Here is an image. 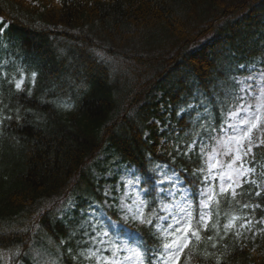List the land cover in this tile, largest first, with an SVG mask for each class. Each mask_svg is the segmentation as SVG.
<instances>
[{"label": "trees", "instance_id": "obj_1", "mask_svg": "<svg viewBox=\"0 0 264 264\" xmlns=\"http://www.w3.org/2000/svg\"><path fill=\"white\" fill-rule=\"evenodd\" d=\"M0 18L8 24L0 35V98L42 117L28 115V123H11L0 134V264H34V257L40 264H69L58 259L68 246L74 253L108 247L97 252L99 264H108L107 241L117 232L99 216L119 224L121 212L94 208L105 200L118 203L127 183L118 173L106 175L113 167L135 168L140 187L152 193L143 198L150 201L146 214L155 208L162 216L171 201L165 193L157 198V189L169 185L157 183L167 177L166 169L153 171L156 164L186 170L179 174L196 196L199 180L191 174L205 165L199 148L184 155L185 146L194 133L204 134L201 124L219 132L237 110L239 79L249 73L239 65H264V0H0ZM21 71L38 73L31 97L8 83ZM198 91L210 117L203 108L187 111L200 104ZM155 120L161 125L150 123ZM253 156L255 166H264V145ZM107 185L111 197L104 195ZM255 191L244 184L235 198L222 195L218 207L212 203L211 224L219 222L222 236L230 216L250 211L246 203L261 205L251 213L264 217V193L255 197ZM137 234L143 248L165 242L145 225ZM210 234L211 225L201 231L197 253ZM93 236L106 243L93 245ZM62 240L69 243L61 246ZM220 244L228 247L209 251L224 254L227 264H264V232L254 241L229 232ZM97 257L77 264H98Z\"/></svg>", "mask_w": 264, "mask_h": 264}, {"label": "snow or ice", "instance_id": "obj_2", "mask_svg": "<svg viewBox=\"0 0 264 264\" xmlns=\"http://www.w3.org/2000/svg\"><path fill=\"white\" fill-rule=\"evenodd\" d=\"M6 22L3 18H0V35L4 32V24ZM241 69L248 68L250 73L246 79L247 87L242 90V92L237 96L239 104L236 111H232L230 116L232 118L231 123H222L217 131L211 123L201 124L203 130V135L200 132L194 133L192 142L189 145L185 146L184 155H188L199 148V155L203 160L204 165L208 169H215V174L211 172L205 173V168L202 167L198 170H194L191 174V178L196 181L199 180V186L197 188V194L195 197H191V188L185 185L184 179L180 176V172H185L186 170L170 167L168 165L156 164L153 168V171H159L161 169H166L164 175L167 177V180L158 181V184L167 183L168 188H158L157 189V198L159 193L162 191H167L169 195L173 198L177 197V193H180L179 201H173L171 205L172 209H178V211H169L168 215L161 216L158 214L155 208H152L146 214L145 210L148 209L150 201L141 198V193L144 196L151 195L150 189L141 188L139 192L135 193L131 198L125 194L119 198L118 203H108L107 200L104 201L103 205H97L94 208L96 212H102L104 208L117 210L121 213H124V219H128L129 216L134 221H138L140 224L145 225L149 232L152 234L153 239H164L165 242L157 248H141L140 244L133 246L131 251L134 252L139 264H181L183 258L184 264H194V261L200 260L202 264H227L226 260L223 258L224 254H216L214 251H209V249H218L219 247L227 248L228 245H221L220 241L227 239L229 232L235 237L236 240H242L244 237L243 230L253 231V234L256 235L255 226L257 224H264V217L260 219H250L248 215L243 218V222L237 226L234 221L237 217L233 216L228 222L224 225V235L220 234L218 221L211 224V228L214 234H210L206 237L208 242L207 246L204 248L203 252L197 253L195 251L196 247L202 240L201 231H209V223L211 221L212 213L210 211H205L211 207L212 203H215L217 207L219 206V196L230 194L232 198H235L237 195V189H242L243 185L250 183L256 185L260 189V185L257 184V181L250 179V173L254 172V166H249L250 164L254 165V156H252V150L254 141L251 136L253 129L264 130V84L260 83L261 80H264V72H260L254 66L239 65ZM38 73L33 71L30 76L21 71L19 79L13 76L12 80H9L8 83L12 85L15 93H23L25 97H31L33 88L36 85V78ZM28 81V87L25 89V81ZM257 89H260L257 91ZM197 95L200 96L201 102L199 105H189L187 111H191L195 108H203L205 114L210 117L209 106L204 103V94L202 92H197ZM249 99L255 100V103H249ZM57 108L70 109L72 105L66 102H57L50 101ZM24 112V115H21V112ZM184 109L180 110V114L184 113ZM32 115L36 120H42V117L36 115L32 109H22V106L11 107L6 104L2 98H0V134L3 133V130L11 123H16L18 126H23V123H28L27 116ZM198 120L203 119L201 115L197 116ZM150 123H157L158 121H151ZM163 126L160 127V131H164ZM147 139V134H145ZM214 142V146L209 149V142ZM264 145V140H260L258 143H255L256 147ZM177 153L180 154L179 146H177ZM149 159H151V155ZM171 155V153H169ZM224 157H228L227 160ZM251 157V160L249 159ZM175 158L173 157V162ZM119 171L125 174H129L131 170L124 166L120 168ZM111 172V170H110ZM200 173H205L202 177ZM219 181V192H216L213 187L215 181ZM141 182V177L139 175L135 176L134 184L139 186ZM128 184H133V180L129 179ZM119 187L117 188V191ZM262 194L261 190H257L254 193L255 197H260ZM105 196H109L110 193L106 189ZM131 199V203H126L125 201ZM193 199L198 203L200 211L198 212V219L196 223H193ZM180 201L183 203L181 204ZM244 208L250 209L251 212H254L256 208L261 207L259 204H244ZM154 218L156 223L154 224ZM167 221V229L162 227L161 222ZM114 228L119 231L118 225H113ZM155 229V231H154ZM234 229V231H233ZM129 232L134 230L128 229ZM260 232H264V227L259 229ZM164 233V236L161 237V233ZM87 235V233H85ZM191 234V235H189ZM101 235L103 237H108L109 233L107 231L101 230ZM167 236L173 237L170 242L167 241ZM192 237H195L196 244H192ZM71 239V236L70 238ZM93 245L99 243L101 245L106 242L103 239H97V237H90ZM69 241H61V246L68 244ZM87 243V242H85ZM107 243L111 246L110 250L112 257L116 258L117 253L121 251L120 242L112 240L109 238ZM128 241L125 240L123 244H127ZM80 242L77 241V246ZM191 245V247H190ZM243 247V245H241ZM141 249V250H137ZM128 250V249H124ZM187 250V251H186ZM36 252V257H40L42 254L38 250ZM109 251L108 247L103 249L96 248L92 250L91 248L85 252L84 250L74 253L71 246H68L65 249L64 253H59L58 259L64 257L69 261V264H77L81 257L89 259L91 257H97V252ZM17 256L20 255L19 252L16 253ZM25 256L28 253H24ZM34 264H40L39 260H36L35 257ZM99 260L100 258L97 257ZM108 261L107 257H103ZM55 264V262H53ZM108 264H115V260L108 261Z\"/></svg>", "mask_w": 264, "mask_h": 264}, {"label": "rangeland", "instance_id": "obj_3", "mask_svg": "<svg viewBox=\"0 0 264 264\" xmlns=\"http://www.w3.org/2000/svg\"><path fill=\"white\" fill-rule=\"evenodd\" d=\"M255 68L257 70H260V72H264V66H255ZM251 74H253V73H249V74H247L245 76H242L239 79V83H240V93L242 92L243 89H245L247 87V82H246V79L245 78H247ZM260 83L264 84V80H261ZM259 90L260 89H257V91H259ZM248 102L254 104L255 103V100L249 99ZM234 111H236V110H234ZM231 122H232V118L229 115L227 117V120L225 121V123H231ZM251 136H252L253 141H254L253 150H252V155H253L254 148H256L255 143H258L260 140H264V130H261L259 128L253 129V132L251 133ZM227 158L228 157H224L225 160H227ZM249 159L251 160V157H249ZM249 166H254V165L250 164ZM254 168H255L254 172L250 173V179L256 180L257 181V184L260 185V189H258L256 185H252V186L256 189V191L257 190H261V192L264 193V166H262V167L254 166ZM207 172H211L212 174H215V169H208L206 167V173ZM213 187H214V190L217 189L219 191V181H218V179H217V181H215L213 183ZM205 211H209V209H206ZM246 215H248V218H250V219H257L256 218L257 217V214L251 213V210H250L248 213H246L244 215H242V214H240V215H234L235 217H237V219L234 221V223L237 226H239V224L243 222V218ZM232 217L233 216H230L228 218V220H230ZM258 219H260V218H258ZM261 227H264V224H257L255 226V231L257 233L256 235L253 234V231H248V230H243L242 229L241 231L244 232L245 241L248 240V239H251L252 241H254L255 238L257 236H259V234L262 233V232L259 231V229ZM233 231H234V229H233ZM124 238L127 241L129 240L128 237L127 238L124 237ZM125 263H129V264H139V261L137 260L136 256H134L132 253H130V254H127V261Z\"/></svg>", "mask_w": 264, "mask_h": 264}]
</instances>
